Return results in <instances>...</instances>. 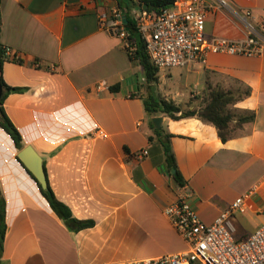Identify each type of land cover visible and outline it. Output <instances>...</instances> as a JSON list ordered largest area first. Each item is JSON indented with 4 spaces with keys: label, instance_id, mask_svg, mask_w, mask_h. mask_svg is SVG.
Listing matches in <instances>:
<instances>
[{
    "label": "crops",
    "instance_id": "obj_1",
    "mask_svg": "<svg viewBox=\"0 0 264 264\" xmlns=\"http://www.w3.org/2000/svg\"><path fill=\"white\" fill-rule=\"evenodd\" d=\"M119 1L0 0V43L9 49L2 77L9 86L26 88L7 95L5 112L25 146L42 156L56 197L77 219L94 222L78 232L66 227L0 126V196L6 203L0 264H109L183 252L184 240L163 213L180 197L212 223L256 188L245 214L257 218L254 232L264 223V55L210 54L206 64L187 68L197 91L181 93L180 101L171 98L181 105L197 101L208 84L235 94L249 88L230 109L234 115L253 111L256 119L229 140L197 117H149L144 101L157 93L156 84L147 82L131 56L129 38L100 26V16L110 17ZM229 1L251 9L264 34V0ZM123 12L134 21V11ZM215 34L240 39L246 33L220 11L206 21V35ZM100 82L108 89L98 91ZM3 93L0 82V99ZM155 117L172 135L184 186L173 177L169 153L151 127ZM98 128L109 138H92Z\"/></svg>",
    "mask_w": 264,
    "mask_h": 264
},
{
    "label": "built area",
    "instance_id": "obj_2",
    "mask_svg": "<svg viewBox=\"0 0 264 264\" xmlns=\"http://www.w3.org/2000/svg\"><path fill=\"white\" fill-rule=\"evenodd\" d=\"M133 11L136 29L146 44L150 60L160 70L206 64L210 54L248 58L264 55V34L255 22L253 11L239 10L229 0H176L173 7L160 12L139 7ZM220 11L228 12L244 27L245 37L206 35L208 17ZM124 18L123 10L115 8L110 17L101 15L99 22L102 28L127 39ZM104 89H108V84L100 82L97 90ZM91 137L108 139L109 134L98 128ZM148 153L143 151V155ZM255 191L256 188L238 197L212 223L204 222L190 201L180 197L167 205L163 213L184 240L185 251L109 264H264V223L250 236L237 239L231 222L236 215L247 212V201Z\"/></svg>",
    "mask_w": 264,
    "mask_h": 264
},
{
    "label": "trees",
    "instance_id": "obj_3",
    "mask_svg": "<svg viewBox=\"0 0 264 264\" xmlns=\"http://www.w3.org/2000/svg\"><path fill=\"white\" fill-rule=\"evenodd\" d=\"M175 2L176 0H139V3L136 4L132 0H120L119 8L125 10L126 12H129L138 7L143 9L144 5H148V7L146 8L147 11L160 12L162 9L173 7ZM126 18L128 20V26L130 28L128 34L130 47L134 48V50L131 51V56L140 61L141 65L144 68L147 82L155 85L159 81L160 69L156 67L150 60V57L146 50V44L138 33L135 22L133 20H130L128 16ZM1 22L2 20L0 16V31ZM7 59V52L0 43V82L1 86L4 89L3 96L0 99V108L2 109L5 118L4 122L0 121V126L12 137L18 151H20L23 147H25L23 136L5 112L3 103L7 95L11 93L24 92L26 91V88L12 87L4 82L2 77V69L4 62ZM14 60L19 63H23L22 60L16 58H14ZM249 94V88H245L242 93L235 94L219 85L214 86L208 84L202 97V104L199 106H193L192 102H188L186 105H181L177 104L173 99H167L155 95H152L147 100H145L144 106L149 117L155 115H166L175 120L197 117L204 122L211 123L217 128L220 138L225 142L234 136V131L236 129L242 128L245 123L254 122L256 119V114L253 111L246 112L241 115H234L230 109L231 106L235 105L237 102H239ZM151 127L154 129L156 137L162 143L165 152L170 153L166 156V161L169 169L175 170L173 177L180 186H184L185 180L178 168L177 161L171 147L172 135L163 128L157 129L153 121L151 122ZM150 139L152 140L153 138L151 137ZM17 159L22 164L26 172L32 177V179H34L42 194L49 201L50 206L52 207L54 212L63 221L68 229H70L72 232H78L82 229L92 227L94 225L93 221L77 219L73 215L71 209L56 197L49 182L48 190H43L37 179L25 167L18 156ZM5 216L6 203L5 199L0 196V253L3 251V244L6 235Z\"/></svg>",
    "mask_w": 264,
    "mask_h": 264
},
{
    "label": "rangeland",
    "instance_id": "obj_4",
    "mask_svg": "<svg viewBox=\"0 0 264 264\" xmlns=\"http://www.w3.org/2000/svg\"><path fill=\"white\" fill-rule=\"evenodd\" d=\"M187 68L188 66L161 69L159 73V81L155 86V89L157 88V93L155 95L158 94L157 96L163 98H174V100L180 101L182 98V96H180L181 93L189 95L191 90L196 92L197 88L194 86L195 82L192 80V77L187 76ZM243 89L244 88H242V92L244 91ZM203 95L204 93L199 95L200 99L197 101L194 98H191L189 102H192L193 106H199L202 104ZM231 222L234 229V237L237 239H243L253 234L258 220L257 218L252 219L246 214H238Z\"/></svg>",
    "mask_w": 264,
    "mask_h": 264
},
{
    "label": "water",
    "instance_id": "obj_5",
    "mask_svg": "<svg viewBox=\"0 0 264 264\" xmlns=\"http://www.w3.org/2000/svg\"><path fill=\"white\" fill-rule=\"evenodd\" d=\"M147 7L148 5L143 6L144 9H146ZM124 22L125 24H128V20L126 17L124 18ZM127 30L130 31V28H127ZM0 121L1 122L5 121L4 114L1 108H0ZM153 122L157 128H160L162 123V118L155 117L153 118ZM18 157L23 162L25 167L37 179L41 188L43 190H48L47 173L44 166V160L40 155V153L32 145H27L19 151ZM172 173L174 174L175 170H173Z\"/></svg>",
    "mask_w": 264,
    "mask_h": 264
}]
</instances>
